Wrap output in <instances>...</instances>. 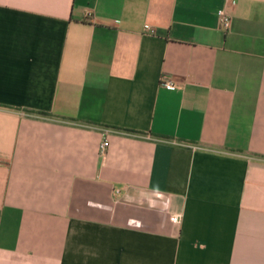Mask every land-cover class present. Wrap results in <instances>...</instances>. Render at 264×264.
Segmentation results:
<instances>
[{
    "label": "crops",
    "instance_id": "obj_1",
    "mask_svg": "<svg viewBox=\"0 0 264 264\" xmlns=\"http://www.w3.org/2000/svg\"><path fill=\"white\" fill-rule=\"evenodd\" d=\"M0 264H264V0H0Z\"/></svg>",
    "mask_w": 264,
    "mask_h": 264
},
{
    "label": "built area",
    "instance_id": "obj_2",
    "mask_svg": "<svg viewBox=\"0 0 264 264\" xmlns=\"http://www.w3.org/2000/svg\"><path fill=\"white\" fill-rule=\"evenodd\" d=\"M217 17H218V22L220 27L224 30V31H229L231 28V22H232V17L230 15V13L226 10V8H220L217 11ZM163 85L167 88V89H174L176 88V85L169 81L166 80L163 82ZM108 146V142L107 141H103L100 144V152L103 153L106 149V147ZM174 221H177V217H173L172 218Z\"/></svg>",
    "mask_w": 264,
    "mask_h": 264
}]
</instances>
